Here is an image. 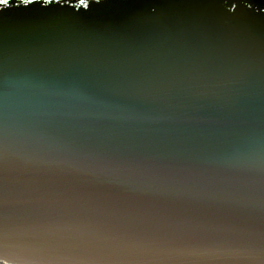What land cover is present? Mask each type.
Instances as JSON below:
<instances>
[{
	"label": "water",
	"instance_id": "95a60500",
	"mask_svg": "<svg viewBox=\"0 0 264 264\" xmlns=\"http://www.w3.org/2000/svg\"><path fill=\"white\" fill-rule=\"evenodd\" d=\"M78 2L0 11V154L35 202L11 231L245 228L264 177V0ZM125 162L139 170L94 174Z\"/></svg>",
	"mask_w": 264,
	"mask_h": 264
},
{
	"label": "snow or ice",
	"instance_id": "6c2138e0",
	"mask_svg": "<svg viewBox=\"0 0 264 264\" xmlns=\"http://www.w3.org/2000/svg\"><path fill=\"white\" fill-rule=\"evenodd\" d=\"M19 2L27 6L36 0ZM53 2L42 0V6ZM93 2L106 5L109 0H79L75 7L88 9ZM9 4L10 0H0V11ZM6 161L0 154V264H264V177L253 182L260 192L259 209L242 207L247 211L248 224L241 230L170 232L117 227L14 233L9 225L18 220L21 206L35 202L14 195L23 176L8 167ZM139 167L128 162L103 165L94 174L134 172ZM59 179L32 178L35 183L47 185ZM46 204L55 205L57 211L72 210L58 203Z\"/></svg>",
	"mask_w": 264,
	"mask_h": 264
}]
</instances>
